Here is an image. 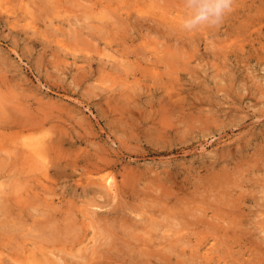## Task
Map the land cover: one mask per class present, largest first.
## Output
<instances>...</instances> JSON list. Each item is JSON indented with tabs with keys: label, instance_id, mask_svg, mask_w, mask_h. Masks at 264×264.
<instances>
[{
	"label": "rangeland",
	"instance_id": "1",
	"mask_svg": "<svg viewBox=\"0 0 264 264\" xmlns=\"http://www.w3.org/2000/svg\"><path fill=\"white\" fill-rule=\"evenodd\" d=\"M116 2L123 10L115 20L90 14ZM183 14L182 0H0V120L10 124L0 122V209L22 185L20 192L36 193V206L49 201L58 210L43 221L48 229L17 230L14 246L0 225V264H30L27 249L41 256L33 264H54L42 252L52 245L65 250L68 264H83L86 247L97 248L104 264L121 263L111 249L118 240L108 236L123 234L126 215L107 229L101 213L109 207L94 208L105 199L78 181L101 158L113 165L102 174L121 182L135 173L134 192L148 196L160 185L200 197L214 186L227 189L241 202L244 233L225 257L253 264L246 251L260 246L264 259V0H234L219 27L193 33L181 30ZM45 158L63 165L47 167ZM144 196L134 201L140 208ZM94 209V221L77 216ZM69 212L73 231L64 228ZM162 223L152 233L169 244L176 235ZM77 234L87 236L84 243ZM191 237L184 264H206V245L195 250Z\"/></svg>",
	"mask_w": 264,
	"mask_h": 264
},
{
	"label": "bare ground",
	"instance_id": "2",
	"mask_svg": "<svg viewBox=\"0 0 264 264\" xmlns=\"http://www.w3.org/2000/svg\"><path fill=\"white\" fill-rule=\"evenodd\" d=\"M100 1L102 2V0ZM95 5L98 6L97 3H95ZM27 8L29 9V6ZM122 10L123 9L120 7V4L116 2L115 4L111 3L108 6V10L105 11H97L96 8H92L90 14L95 17L97 16L100 20H105L108 18V15V19L112 18V20H115L113 19L114 15L120 16ZM141 11L142 10L139 12ZM127 18H129V16H127ZM112 25L114 26V24L110 23L107 24L106 27L101 28V33L102 31L110 32L109 28ZM1 104L2 101L0 98V105ZM3 106L5 107V105ZM5 109L8 110L7 107H5ZM4 113L5 112H3V114ZM0 122L1 126L8 127L10 125L9 122L4 124L5 120H0ZM31 129L34 130V128ZM33 133L34 132H32V134ZM41 141L43 140H37L38 143ZM53 141V139L45 140L39 145L42 143L49 145V142L52 144ZM46 160L47 167L48 164L63 165L62 161L57 162L55 158ZM26 163H29V167H31L35 161H26ZM111 167H113V165L110 159L101 158L95 163L89 165L87 169H84L81 174L82 176L78 181H86V184L85 182L79 183L85 192H93L96 196H100V198L105 199L104 203H98V206L94 205V208L102 209L109 207L104 213H101L102 219L105 222L104 225L107 229L111 230V227L115 226L114 223L119 221L117 218L121 216L122 213L125 214L127 218H129L119 221L121 222V227L123 228V234L121 236H119V234H116L115 236L109 234L108 236V239L111 235L114 241L118 240V242L115 243L111 249L117 248L119 256L122 260L120 264H184L182 253H186V238L192 239L193 237L191 236H194L195 241L192 244L193 240H189V243L194 246L195 250H197V248L203 249L207 247V250L204 252V256L202 255V257L207 260L206 264H211L210 261H215V264H229V261L225 255L230 253V246L233 243H239V241L236 239V236L240 238L242 232L244 233V220H239V216L243 210L240 209L242 208L241 202H233L229 198L230 193L229 195L226 193L227 189L219 190L218 187L214 186L210 188L209 191H207V195H202V197H200L201 195H197L196 191L192 192L193 195L191 194V196L185 195L184 193L180 195L171 191L170 188H162L160 185L149 189L151 191L149 192L148 196L146 192H143V194L140 192H134L132 186L135 184L134 182L138 178L135 177V173L128 172V175H125L126 178H124L121 182L116 179L114 174H102ZM51 170L52 169H50V171ZM173 174V176H168V180H171L177 174V172H174ZM27 183H29V181ZM218 186H222L224 188L223 182L222 185ZM13 187H15V190L12 192L15 195L11 193V202H9V204L6 206L4 205L5 207L3 206L1 208L4 209V217L6 216V218L0 220V225L5 227L3 232L4 236L1 235V238L8 240L12 246L17 243L15 238L17 236H22L18 234L17 230H21L23 235H25L24 228L28 227L29 225H31L32 229L35 228L36 230H45V228L48 229L49 227L45 226L43 221L48 217L55 216L57 214L56 212H58V210H54L53 204L49 201H46L41 208L36 206L35 203H32L31 195H36V193L34 191L28 190V187L26 188L25 192H20L23 188L22 185L19 187L18 185ZM98 189L100 190L98 191ZM154 192L155 194H153ZM18 193H20L21 196H19ZM22 194H24L27 198L24 199ZM37 195L39 196V194ZM141 195H145L143 200L147 201L141 203L142 208L134 203V201H138V198H140ZM231 196H233V194H231ZM128 209H130L132 213L134 211L136 212L135 219L128 217L129 215L126 212ZM72 210H74V208ZM33 211L38 213L39 217H36V214L33 215ZM61 211L62 209L60 208L59 212ZM78 212L79 214H77V216L82 215V217H89L92 221H94L96 218L95 214L97 213V209H94V211L80 210ZM71 213L72 212H69L68 215L69 220H67L68 222L66 223L67 227L65 226L64 228L66 229L68 226H70V230L73 231L72 228L75 226V224L71 223H75L76 218L74 217L75 215H71ZM91 213H93L92 217H90ZM18 220L20 221L17 222ZM162 222L166 223V225L163 226L164 228L168 227V230H173L174 234L176 235L174 240L169 244L166 241L156 243V240H160L159 236H155L154 233H152V230H154L153 225H158ZM40 226L41 228H38ZM31 228L30 231H32ZM67 234L70 233H66V235ZM79 236L80 234L74 236L76 243H84L87 239V236ZM71 240L69 241L72 243L73 239ZM25 241L26 240H23V242ZM66 243L68 244V242H65V244ZM160 244L162 245V248L158 249V247L161 246ZM105 245L107 244L101 242V248H105ZM204 245L206 246L199 248ZM240 245L243 246V243L240 242ZM59 247L60 246L52 245V247L42 252L45 256H47L48 261L51 263L68 264L67 257L65 256L67 253L63 255V251L65 250ZM17 248H20V244H18ZM82 249L83 248L81 247L78 249V251H81ZM85 249L86 250L83 251L82 256L78 255V257L81 259L84 257V260L82 259L84 262L83 264H104L102 261H100V257H102V255L99 254L100 252L97 248H95L94 251L90 250L89 247H86ZM27 250L30 253L26 260L30 261V264L35 263L34 260H37L36 258L41 257L39 256L37 250ZM199 251L200 250H198V252ZM213 251H215V253H212ZM246 253H248L250 257L255 256L253 261L255 260L254 262L257 264L262 263L261 260H264L262 259L263 249L260 248V246H250ZM115 261L117 264H119L118 258H116ZM193 261L196 263L194 259Z\"/></svg>",
	"mask_w": 264,
	"mask_h": 264
},
{
	"label": "clouds",
	"instance_id": "3",
	"mask_svg": "<svg viewBox=\"0 0 264 264\" xmlns=\"http://www.w3.org/2000/svg\"><path fill=\"white\" fill-rule=\"evenodd\" d=\"M182 5L184 14L179 26L182 31L193 33L219 27L233 11L234 0H182Z\"/></svg>",
	"mask_w": 264,
	"mask_h": 264
}]
</instances>
